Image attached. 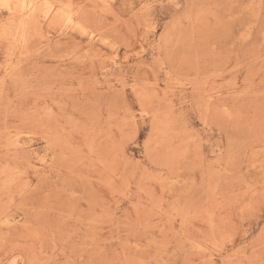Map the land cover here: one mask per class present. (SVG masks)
<instances>
[{"label": "rangeland", "instance_id": "1", "mask_svg": "<svg viewBox=\"0 0 264 264\" xmlns=\"http://www.w3.org/2000/svg\"><path fill=\"white\" fill-rule=\"evenodd\" d=\"M10 1L0 264H264V0Z\"/></svg>", "mask_w": 264, "mask_h": 264}, {"label": "bare ground", "instance_id": "2", "mask_svg": "<svg viewBox=\"0 0 264 264\" xmlns=\"http://www.w3.org/2000/svg\"><path fill=\"white\" fill-rule=\"evenodd\" d=\"M10 1V0H9ZM18 1H20V0H18ZM4 2H5V0H4ZM11 2V1H10ZM24 2V0L22 1V3ZM29 2V1H28ZM30 2H32V1H30ZM28 3V5H30L31 3ZM34 2H35V0H34ZM34 2H33V4H34ZM23 6V5H22ZM30 7H31V5H30ZM21 8V7H20ZM28 8H29V6H28ZM28 8H26V9H28ZM50 8V7H49ZM48 8V9H49ZM22 10H23V8H22ZM25 10V9H24ZM58 11L57 10H54V11H52V16H56V15H58ZM65 13V12H64ZM68 13V12H67ZM61 15V14H60ZM65 15V14H64ZM67 15V14H66ZM69 15H70V13H69ZM48 16V15H47ZM67 17V16H66ZM57 18V17H56ZM66 20H67V18H66ZM70 22H71V20H70ZM72 25V24H71ZM18 29V28H17ZM23 29V28H22ZM16 35V34H15Z\"/></svg>", "mask_w": 264, "mask_h": 264}]
</instances>
